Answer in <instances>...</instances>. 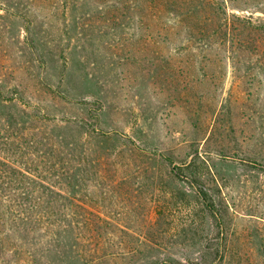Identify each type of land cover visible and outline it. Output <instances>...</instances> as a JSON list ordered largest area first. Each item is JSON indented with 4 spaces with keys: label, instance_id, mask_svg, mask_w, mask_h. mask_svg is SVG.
Listing matches in <instances>:
<instances>
[{
    "label": "rangeland",
    "instance_id": "374dc122",
    "mask_svg": "<svg viewBox=\"0 0 264 264\" xmlns=\"http://www.w3.org/2000/svg\"><path fill=\"white\" fill-rule=\"evenodd\" d=\"M0 159V264H264V0H0Z\"/></svg>",
    "mask_w": 264,
    "mask_h": 264
},
{
    "label": "trees",
    "instance_id": "16d2710c",
    "mask_svg": "<svg viewBox=\"0 0 264 264\" xmlns=\"http://www.w3.org/2000/svg\"><path fill=\"white\" fill-rule=\"evenodd\" d=\"M55 166V164H54ZM0 186H2L4 188L5 185H7L8 187L11 186H17L20 187V185H26L27 183H29L30 181H28L30 179V176L25 173L23 170L11 165V164H7L4 160L0 159ZM69 169V167L64 166L63 169ZM178 169V168H177ZM173 170L176 172V168H173ZM4 171L6 174H3ZM178 172V171H177ZM183 174L182 171L179 172L178 175ZM10 175V176H8ZM43 187H47L45 184H42ZM200 195L201 198L203 199V201L206 203V205L209 207V210L212 212V214L215 216L217 215V212L214 208V205L212 204V202L209 199V196L207 194V192H205L203 189H201L200 191ZM8 201V196H0V209H3V207L7 204ZM159 264H184L181 261H163Z\"/></svg>",
    "mask_w": 264,
    "mask_h": 264
}]
</instances>
